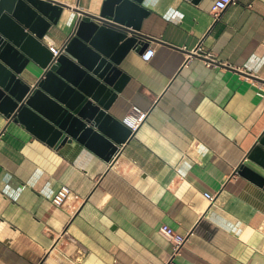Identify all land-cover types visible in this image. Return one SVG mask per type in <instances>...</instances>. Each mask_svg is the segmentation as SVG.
<instances>
[{"label":"crops","instance_id":"1","mask_svg":"<svg viewBox=\"0 0 264 264\" xmlns=\"http://www.w3.org/2000/svg\"><path fill=\"white\" fill-rule=\"evenodd\" d=\"M60 1L49 51L73 31L75 8L98 14L105 0ZM215 1H142L141 38L155 54L124 56L128 78L109 112L148 113L110 160L0 115V264H166L162 225L187 236L174 264H264V186L239 172H264L248 158L264 131V0L218 14ZM43 73L31 60L21 77Z\"/></svg>","mask_w":264,"mask_h":264},{"label":"water","instance_id":"2","mask_svg":"<svg viewBox=\"0 0 264 264\" xmlns=\"http://www.w3.org/2000/svg\"><path fill=\"white\" fill-rule=\"evenodd\" d=\"M143 0H105L98 14L80 16L54 57L42 42L67 6L60 0H0V115L24 123L55 144L69 136L106 160L136 131L109 109L127 81L120 64L144 51ZM33 60L44 68L34 83L21 74ZM255 77V76H254ZM264 170V131L248 152ZM239 172L264 186V172L242 164Z\"/></svg>","mask_w":264,"mask_h":264},{"label":"built area","instance_id":"3","mask_svg":"<svg viewBox=\"0 0 264 264\" xmlns=\"http://www.w3.org/2000/svg\"><path fill=\"white\" fill-rule=\"evenodd\" d=\"M237 0H216L214 4L215 8V14H218L219 12L223 11L229 4L235 3ZM61 47H56L54 45H50V50L53 53V56L55 57L60 52ZM201 49L200 46H198L194 52H199ZM155 54V48L154 47H147L146 50L142 53V58L144 60H150L152 56ZM207 56H211L207 54ZM147 111L143 110L137 105H133L131 110L123 117L122 122L127 125L132 132L136 131L140 125L144 122V120L147 117ZM121 145L119 146V148ZM119 150V149H118ZM70 193V187L67 185H62L58 191L53 195L52 197V203L56 206H61L64 201L66 200L68 194ZM204 196L211 202L214 200L215 195L211 192H204ZM160 231L167 236L173 244V249L170 254V257L166 264H174V257L180 252L184 242L187 239L186 235L180 234L173 230L168 225H162L160 227Z\"/></svg>","mask_w":264,"mask_h":264}]
</instances>
